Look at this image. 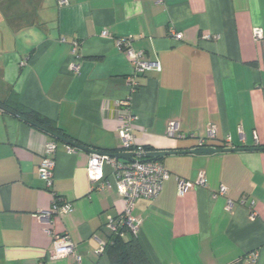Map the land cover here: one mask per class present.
<instances>
[{
	"label": "crops",
	"instance_id": "1",
	"mask_svg": "<svg viewBox=\"0 0 264 264\" xmlns=\"http://www.w3.org/2000/svg\"><path fill=\"white\" fill-rule=\"evenodd\" d=\"M59 1L0 0V103L54 122L72 142L0 107V264H76L73 256L49 260L44 228L70 237L78 264H110L98 250L111 235L106 218L124 202L109 166L104 189L90 183L86 167L89 152L121 149L115 103L130 96L131 65L117 40L127 38L160 67L136 78L135 143L170 153L161 158L169 178L160 193L132 210L149 264H248L254 253V264H264V0ZM73 42L78 75L69 70ZM170 122L184 138L166 136ZM209 127L216 132L209 144L223 149L192 154ZM48 141L55 142L51 188L37 176ZM200 174L203 187L177 195V179L194 183ZM55 197L71 210L45 226L38 215Z\"/></svg>",
	"mask_w": 264,
	"mask_h": 264
},
{
	"label": "built area",
	"instance_id": "2",
	"mask_svg": "<svg viewBox=\"0 0 264 264\" xmlns=\"http://www.w3.org/2000/svg\"><path fill=\"white\" fill-rule=\"evenodd\" d=\"M162 0H156L157 5H162ZM68 4L67 0H60L59 6ZM102 38H111L107 31L101 32ZM169 35L176 41H181L182 36L180 33L169 29ZM253 37L256 40L262 39V30L255 28L253 30ZM203 40H211L210 36H203ZM117 48L124 54L126 59L130 62L131 73L127 78L128 89L130 96L126 99L115 103L119 108L120 125L117 128V135L120 140L119 153H132L134 157L129 162L126 160H119L113 158L111 155L102 151L89 152V159L86 167V175L91 184H99L100 189L107 187V183L103 182L104 178V166H109L112 170V175L116 180V186L119 196L124 202V208L122 212L116 217L108 216L106 218L105 226L115 233L120 227H127L132 234L135 235L138 227V220L132 216V210L134 203L138 199H153L161 191L163 183L169 178V173L164 169L161 163L156 161H150L144 158L145 153L141 146L136 145L134 136L132 134L133 124L135 122V115L131 109V95L134 94L139 88L136 78L142 76L146 72H157L160 70L157 62L149 61L145 59L143 52L135 51L131 47V39L117 40ZM78 52V44L73 42L71 44V56L73 60L69 64V70L78 75L80 71V55ZM166 136L168 138H184L179 132V125L177 122H170L167 126ZM216 132L213 127H209L204 139H199L195 149L206 148L207 141L215 140ZM69 152L75 151L74 148H68ZM55 153V142L48 141L44 145V151L41 162L37 168V176L43 181L47 188H51L53 180L54 161L53 155ZM205 185V178L203 174H200L194 183L187 182L181 179H177V195L183 196L189 190L195 187H203ZM109 187V185H108ZM218 194L220 196L226 195V188L220 187ZM233 203L227 200L226 210L230 211ZM71 210V204L63 202L59 198L55 197L51 208L38 215V218L45 226L52 224V218L55 215H64ZM253 219L256 214L254 211L250 213ZM44 232L51 237L52 249L49 254V260L65 259L69 256H73L75 263L80 261L79 256L74 253V244L68 235H52L50 229L44 228ZM104 243L100 245L98 253H103ZM256 253L252 254L248 258V264H254L256 261Z\"/></svg>",
	"mask_w": 264,
	"mask_h": 264
},
{
	"label": "trees",
	"instance_id": "3",
	"mask_svg": "<svg viewBox=\"0 0 264 264\" xmlns=\"http://www.w3.org/2000/svg\"><path fill=\"white\" fill-rule=\"evenodd\" d=\"M0 107L15 117L27 122L34 128H37L52 137H57L67 141L68 143H72L68 137L57 128L54 122L43 118L37 113L20 105L11 106L0 103ZM205 144L206 148H213L217 151H221L223 149V146L210 145L209 141ZM142 149L145 154L152 152V149L149 147H142ZM119 151L120 150H116L105 153L114 155L119 153ZM149 160L161 163V158H152ZM129 161L130 160H126V162ZM103 253L107 256L110 264H149L140 245L136 241L135 235L132 234L127 227H120L115 233H111L104 245Z\"/></svg>",
	"mask_w": 264,
	"mask_h": 264
},
{
	"label": "water",
	"instance_id": "4",
	"mask_svg": "<svg viewBox=\"0 0 264 264\" xmlns=\"http://www.w3.org/2000/svg\"><path fill=\"white\" fill-rule=\"evenodd\" d=\"M57 140H61L57 137H54ZM217 152V150L213 149V148H199V149H195L194 151H192V154L195 155H200V154H213ZM169 152H150L145 154L144 158L149 160V159H158V158H163L167 155H169ZM113 158L119 159V160H130L131 158L134 157V154L132 153H117L114 155H111Z\"/></svg>",
	"mask_w": 264,
	"mask_h": 264
}]
</instances>
